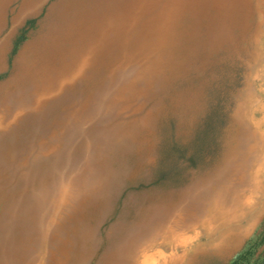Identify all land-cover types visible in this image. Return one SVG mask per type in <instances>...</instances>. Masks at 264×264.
<instances>
[{
	"label": "rangeland",
	"instance_id": "rangeland-1",
	"mask_svg": "<svg viewBox=\"0 0 264 264\" xmlns=\"http://www.w3.org/2000/svg\"><path fill=\"white\" fill-rule=\"evenodd\" d=\"M62 1L0 0V84L30 42L61 48L37 83L50 94L0 104V264L230 263L264 231V2L70 0L45 35ZM222 163V226L210 231L200 198ZM196 184L195 199L168 200ZM161 200L180 204L183 226L144 224Z\"/></svg>",
	"mask_w": 264,
	"mask_h": 264
},
{
	"label": "bare ground",
	"instance_id": "bare-ground-1",
	"mask_svg": "<svg viewBox=\"0 0 264 264\" xmlns=\"http://www.w3.org/2000/svg\"><path fill=\"white\" fill-rule=\"evenodd\" d=\"M42 0H25V4H23L22 6V10L25 11L26 8H30V9H35L38 6L39 3H41ZM70 0H63L62 2H60L59 4H57L56 6H54L53 8H51L50 13L48 15V20H46V25L43 26V28H45V35L46 34H51V27H52V21L53 20H58L59 22H64L66 19V4L69 2ZM221 1V0H220ZM222 2V1H221ZM264 2V0H260V3ZM153 10V9H152ZM198 10V9H197ZM220 10H222L221 8H217L216 9V15L218 16V14H220ZM20 13H18V15L15 17L16 21L19 18ZM170 25H172L173 23L170 21L169 23ZM165 24V28L167 29L170 25ZM4 25V24H3ZM2 24H0V32L1 29L3 27ZM84 25V24H83ZM209 26V25H208ZM87 33V29H85V31ZM56 33V32H55ZM65 35H66V31H64ZM54 34V32H53ZM259 39V38H258ZM59 38L56 40L54 38H45L44 40H40V41H33L30 42L26 49H24L23 51H21L18 56L17 59L15 61V70H14V75L12 77H10L6 82H4L3 84H0V104L2 105L3 111L2 112H9L12 110V105H14V103L16 101H18V96L22 94V96L27 95L25 93V91H29V96H31L32 93H36L35 97H37V103L41 102V96L40 95H44L46 96L47 94H50L52 91V87L49 86L50 84L47 83L46 86L45 85H38L37 83H43L45 82V80H50L49 76H47L48 73H50V71L52 70V68H50V66L54 63L56 55H58V51H60L61 48H59L60 44H59ZM97 47V46H95ZM260 47V46H259ZM6 49V47H5ZM5 49H4V43L3 45L0 44V65L3 62V58L5 55ZM92 55V51H90L89 54H86L84 57V61L83 63L80 65V68L72 75V77H76L78 74H84L86 72V70L88 69V67L92 64H94L93 62L96 61L93 59ZM162 67V62L157 59ZM66 62V60H65ZM168 62H166V64L163 65V67H167ZM65 64V63H64ZM62 64V66L59 67V69L63 68L61 72L62 76H64V79H59V81L61 80V87L62 88L66 83V64L64 65ZM157 66L153 65L151 68L148 67L147 70H154ZM64 70V71H63ZM95 72L97 73V70L95 69ZM95 74V73H94ZM45 76V78L42 80V78ZM55 76V75H54ZM53 76V78H54ZM240 78V77H239ZM242 78V77H241ZM240 78V80H241ZM242 81V80H241ZM110 82H114L113 80H111ZM36 84V85H34ZM41 88H40V87ZM39 89V90H38ZM58 89V88H57ZM13 92V93H12ZM258 93V92H257ZM259 94V93H258ZM104 95V94H103ZM102 98V97H101ZM105 98V97H104ZM25 99V97H24ZM28 99V97H27ZM29 100V99H28ZM32 101V99L30 100ZM24 103V102H23ZM103 103V102H102ZM35 103H32L31 106L33 109H35ZM24 105V104H23ZM97 107V106H96ZM95 107V108H96ZM20 110V109H19ZM36 110V109H35ZM21 111V110H20ZM15 114V113H14ZM256 116V114H254ZM8 117V116H7ZM8 122V121H7ZM262 126V125H261ZM262 132V131H261ZM8 134V133H7ZM41 142V141H40ZM132 146V145H131ZM62 148V147H61ZM236 149V147H235ZM136 150V149H135ZM233 149H231L229 151L228 155H231L233 153ZM135 152V151H134ZM255 158V157H254ZM224 161H226L228 164H231L234 159L232 156L226 157V159H224ZM254 162V161H252ZM130 163V162H129ZM147 163V162H146ZM251 164V161H250ZM129 165V164H127ZM134 165V164H133ZM222 167V168H221ZM220 167V173H219V179H214V185H209L206 184L204 187L205 191H208V193L210 192V194L208 196H206L204 194L201 195L200 200L203 201L204 206L206 207V212L210 213V215L205 216V225L209 224L211 227L209 228L210 231L214 230L216 225H220L222 226V172L224 170V163H222ZM111 170V169H110ZM105 172V171H104ZM130 172V170H129ZM87 173V172H86ZM143 173V172H142ZM106 174V173H105ZM104 174V175H105ZM114 174V172H113ZM130 174V173H129ZM78 175V174H77ZM107 175V174H106ZM227 175V174H226ZM92 176V175H91ZM89 177V176H88ZM114 177V176H113ZM108 178V177H107ZM250 178V177H249ZM78 179V178H77ZM102 179V178H101ZM247 180V179H246ZM108 181V180H107ZM245 181V180H244ZM253 182V181H252ZM102 184V181H101ZM100 184V185H101ZM107 184V183H106ZM74 185V184H73ZM72 185V186H73ZM99 185V186H100ZM230 185V184H229ZM243 185V184H241ZM249 186V185H248ZM106 187V186H103ZM245 187V186H244ZM100 188V187H99ZM239 188V187H238ZM106 189V188H105ZM246 189V188H245ZM251 189V188H250ZM199 190V184H196L194 186H190L188 188L183 189L181 192H178L176 194H170L168 197V200L173 199L174 201L179 197L181 199L183 198H187V197H193L195 199V197L200 196L199 194L197 195ZM203 190V191H204ZM69 191V188H68ZM73 191V190H72ZM70 191V193L72 192ZM76 191V190H75ZM203 191L201 192V194L203 193ZM204 191V192H205ZM212 191V192H211ZM77 192V191H76ZM101 192V191H100ZM252 192V191H251ZM69 193V192H68ZM166 193V192H165ZM171 193V192H170ZM73 194V193H72ZM161 194V193H160ZM159 194V196H160ZM163 194V193H162ZM75 195H77L75 193ZM158 195V194H157ZM153 196V195H152ZM234 196V201L239 197V195ZM252 196V195H251ZM76 197V196H75ZM154 197V196H153ZM152 198V197H151ZM155 198V197H154ZM163 200V199H162ZM159 201L158 203H156V205H152V206H148V208H146V210L144 211V213H142L143 217H144V224L145 225H150V223H152V221L155 220L157 225H165V223L169 222L170 223V230L169 232L175 230L173 227L174 225H178L181 224V219H178L177 216H173L172 215V209H176V206L178 207L180 204L178 202H172V203H164V201ZM154 203V202H153ZM234 205L232 206L233 208H235L237 205H239L240 202H233ZM172 204V205H170ZM69 205V204H68ZM247 204V201L241 202V207H245ZM67 207V206H66ZM209 207V208H208ZM202 208V207H201ZM186 209V208H185ZM189 212V211H188ZM186 213V212H185ZM184 213V215H186ZM198 215V214H197ZM199 216V215H198ZM231 217V214L229 215ZM179 217H181V215H179ZM186 217V216H185ZM194 217V216H193ZM197 217V216H196ZM226 217V216H225ZM224 217V218H225ZM232 217H234L232 215ZM201 218V217H200ZM192 219V218H191ZM194 219V218H193ZM247 220V219H246ZM216 221V222H215ZM193 222V221H192ZM215 222V224L213 225V223ZM245 223V222H244ZM115 225V224H114ZM182 225V224H181ZM183 226V225H182ZM177 227V226H176ZM165 231H164V227L162 228V230L160 231V235L164 234L162 237L164 238V244H166L168 242V237H165L166 234H168V229L165 226ZM185 229V228H184ZM183 229V230H184ZM199 229V228H198ZM177 231V230H176ZM196 231V230H195ZM162 232V233H161ZM178 232V231H177ZM187 232V231H186ZM166 233V234H165ZM179 233V232H178ZM175 234V233H174ZM184 234V233H183ZM187 234V233H186ZM196 234V233H195ZM173 235V234H172ZM177 235V234H175ZM174 235V236H175ZM197 235V234H196ZM168 236V235H167ZM173 238V237H172ZM184 238V237H183ZM192 238V237H191ZM182 240V239H181ZM185 240V239H184ZM190 240V239H189ZM183 241V240H182ZM166 242V243H165ZM184 242V241H183ZM143 243V242H142ZM141 243V244H142ZM151 243V242H150ZM157 244V243H156ZM151 245V244H150ZM167 245V244H166ZM193 245V244H192ZM89 246V245H88ZM97 246V245H96ZM93 247V246H92ZM144 247V246H143ZM151 247V246H150ZM154 247V246H153ZM168 247V246H167ZM186 247V246H185ZM155 248V247H154ZM165 248V247H164ZM173 248V247H172ZM206 248L208 249H212V247H208L206 246ZM97 249V248H96ZM101 249V248H100ZM147 249V248H146ZM153 250V249H152ZM151 250V251H152ZM182 250V249H181ZM99 252V251H98ZM145 252V251H144ZM144 252L142 254H144ZM147 252V250H146ZM155 252V251H154ZM141 254V256H142ZM136 255L138 256V254L136 253ZM178 256V254L176 255ZM187 256V255H186ZM165 257V256H164ZM172 257V256H171ZM105 258V257H104ZM137 258V257H136ZM84 259V258H83ZM139 259V258H138ZM142 259V258H141ZM164 259V258H163ZM167 259V258H166ZM81 261V260H79ZM157 261V260H156ZM72 262V261H71ZM74 262V261H73ZM83 262V261H82ZM142 262V261H141ZM145 262V261H144ZM146 263V262H145ZM166 263V261H165ZM168 263V262H167ZM77 264V263H76ZM137 264V263H136ZM142 264V263H141Z\"/></svg>",
	"mask_w": 264,
	"mask_h": 264
},
{
	"label": "trees",
	"instance_id": "trees-1",
	"mask_svg": "<svg viewBox=\"0 0 264 264\" xmlns=\"http://www.w3.org/2000/svg\"><path fill=\"white\" fill-rule=\"evenodd\" d=\"M161 175L164 173L161 172ZM264 244V231L260 237H258L253 244H250L244 252L238 255L235 259H233L230 263L227 264H264V251L263 256H260L259 259L256 260L255 263L251 262V256L255 254L257 249ZM262 257V258H261Z\"/></svg>",
	"mask_w": 264,
	"mask_h": 264
}]
</instances>
